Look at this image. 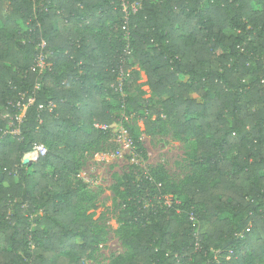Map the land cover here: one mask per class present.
<instances>
[{
    "label": "trees",
    "instance_id": "trees-1",
    "mask_svg": "<svg viewBox=\"0 0 264 264\" xmlns=\"http://www.w3.org/2000/svg\"><path fill=\"white\" fill-rule=\"evenodd\" d=\"M135 1L127 15L121 0H0V264L97 251L80 158L106 149L122 106L191 142L194 168L179 183L162 168L118 181L127 253L111 264L264 261V0ZM141 71L147 99L132 93ZM39 143L47 153L24 163Z\"/></svg>",
    "mask_w": 264,
    "mask_h": 264
},
{
    "label": "rangeland",
    "instance_id": "rangeland-1",
    "mask_svg": "<svg viewBox=\"0 0 264 264\" xmlns=\"http://www.w3.org/2000/svg\"><path fill=\"white\" fill-rule=\"evenodd\" d=\"M134 5L138 7V3ZM132 8L133 6L125 3L124 9L128 13ZM132 69L140 70L137 65L130 68ZM137 89L143 91V98L151 97L147 77L142 71L138 82L133 83L132 93H137ZM121 93L125 95L123 90ZM25 107L18 115L19 118L24 116ZM126 109V106H122L116 112L117 120L110 136L107 137L106 149L85 153L80 158L78 176L86 183L85 191L92 198L85 201L82 208L97 222L98 230L102 231L99 247L86 264H111L117 256L127 253L119 231L124 204L113 191L114 186L125 174L141 179L152 169L162 168L169 180L179 183L194 168L191 142L179 140L170 127L163 132H148L142 117L126 112ZM142 112L147 115L150 113L146 108ZM152 119H155V115ZM127 126L133 127V131L138 135L139 145L136 146L131 138L132 142L128 147V134L123 136ZM18 130L16 123L9 125L10 133L15 134ZM167 198V203L172 202V196ZM260 264H264V261Z\"/></svg>",
    "mask_w": 264,
    "mask_h": 264
},
{
    "label": "built area",
    "instance_id": "built-area-1",
    "mask_svg": "<svg viewBox=\"0 0 264 264\" xmlns=\"http://www.w3.org/2000/svg\"><path fill=\"white\" fill-rule=\"evenodd\" d=\"M121 1H122L123 11L127 15H129L131 13H136L138 8H140V6H141L140 1H135L133 3H131L130 0H121ZM125 3H128L130 6H133L132 10H130L129 13H128L127 10L124 9ZM135 3H138V7H136V5H134ZM45 65H46V56H45L44 53H40L38 55V57L36 58V63L33 66V69L41 72L44 69ZM119 80H120L119 89H120V91H122L123 90V83H122L123 76H120ZM32 101H33V99L31 98L30 102H32ZM53 107H54L53 104L49 105V109L50 110L53 109ZM21 119H22V117L21 118L17 117V122H21ZM17 127L19 129V126H17ZM19 132H20V129L16 133H19ZM127 134H128V136H127ZM123 136H127V138H128V143L127 144H128V147H130L132 141H131V138H130V135L128 133L127 128L125 129V131L123 133ZM27 153L29 154V159L30 160H33V161L35 160L36 161L40 156H44L47 153V148H46V146L44 144L39 143V144H36L34 146V148L31 151L27 152Z\"/></svg>",
    "mask_w": 264,
    "mask_h": 264
},
{
    "label": "water",
    "instance_id": "water-1",
    "mask_svg": "<svg viewBox=\"0 0 264 264\" xmlns=\"http://www.w3.org/2000/svg\"><path fill=\"white\" fill-rule=\"evenodd\" d=\"M29 162H30L29 154L26 153V154L24 155V163H29Z\"/></svg>",
    "mask_w": 264,
    "mask_h": 264
},
{
    "label": "bare ground",
    "instance_id": "bare-ground-1",
    "mask_svg": "<svg viewBox=\"0 0 264 264\" xmlns=\"http://www.w3.org/2000/svg\"><path fill=\"white\" fill-rule=\"evenodd\" d=\"M21 107V106H20Z\"/></svg>",
    "mask_w": 264,
    "mask_h": 264
}]
</instances>
